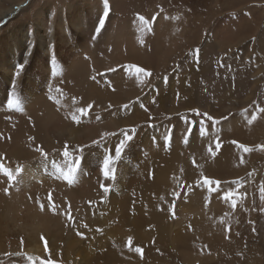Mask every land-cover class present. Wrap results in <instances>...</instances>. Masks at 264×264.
<instances>
[{
    "label": "rangeland",
    "instance_id": "1",
    "mask_svg": "<svg viewBox=\"0 0 264 264\" xmlns=\"http://www.w3.org/2000/svg\"><path fill=\"white\" fill-rule=\"evenodd\" d=\"M23 2L0 19V60L12 74L23 65L0 78V163L13 173L32 165L35 185L2 179L0 215L9 202L15 212L0 226L14 223L15 236L0 235V264H67L72 251L86 264H264V0H0V17ZM125 134L133 139L107 179L103 161ZM65 144L79 159L71 185L53 167L66 169ZM221 224H232L229 239H211ZM31 225L42 253L30 262ZM240 237L225 253L216 246Z\"/></svg>",
    "mask_w": 264,
    "mask_h": 264
},
{
    "label": "bare ground",
    "instance_id": "2",
    "mask_svg": "<svg viewBox=\"0 0 264 264\" xmlns=\"http://www.w3.org/2000/svg\"><path fill=\"white\" fill-rule=\"evenodd\" d=\"M88 1V5L91 3V0H87ZM27 2V1H26ZM22 5H24V2L23 3H20V4H18V6H16L13 10H9L10 12L9 13H7L6 15H3L2 17H0V19L1 20H4V22L5 21H7L8 20V18H14V14L16 15V12L19 10V9H22L21 8V6ZM90 6V5H89ZM67 13L68 12H65V14L67 15ZM62 14H63V12H62ZM59 24H60V21L59 22H57V24H56V28H58L59 27ZM11 28V27H10ZM55 28V29H56ZM22 30V29H21ZM38 34V33H37ZM40 36V35H39ZM38 36V37H39ZM9 40H10V42H16L17 43V41L18 40H14V36L12 35L11 36V38H9ZM35 40H37V39H35ZM20 41V40H19ZM18 41V42H19ZM38 41V40H37ZM35 41H33V43H34ZM41 42H43V38L41 37ZM13 43V44H14ZM39 43V42H38ZM37 43V44H38ZM40 44V43H39ZM41 45V44H40ZM18 46H22V43H19L18 44ZM44 53H46V52H44ZM48 75H50V73H48ZM9 76H15L16 78H17V74L16 73H14V74H12L11 72H10V70H9V68H7L4 64H3V62L0 60V78L1 79H3L4 81H6L7 80V77H9ZM237 78V77H236ZM18 80V79H17ZM6 86V85H5ZM96 87V86H95ZM241 87V86H240ZM231 90V89H230ZM239 90V89H238ZM232 91V90H231ZM238 94V93H237ZM236 94V95H237ZM1 101V100H0ZM140 115V114H139ZM238 121H240V120H238ZM237 121V122H238ZM234 124V123H233ZM79 129V128H78ZM78 129H75V131H73L72 132V135H71V137L72 138H74V139H76V138H79L78 136H81V133H80V130H78ZM241 135V134H240ZM239 135V136H240ZM90 136V135H89ZM238 136V137H239ZM242 136H240V138H241ZM242 139V138H241ZM243 140V139H242ZM241 142V141H240ZM245 141H243V143H244ZM231 147H232V145H231ZM232 149V148H231ZM230 149V150H231ZM230 155V154H229ZM31 166L32 165H27V166H25V168L23 169V172L20 174V178H19V181H17V182H15L14 183V185H18V184H26V185H28L29 186V189H31V187H33L34 185H35V181H34V179L35 178H33L34 177V175L32 174L33 173V166H32V168H31ZM216 166V165H215ZM211 168H214V167H211ZM38 169V168H37ZM37 169H35V172H36V170ZM213 170V169H212ZM215 172V171H214ZM38 173V172H37ZM40 173H41V171H40ZM216 173V172H215ZM36 174V173H35ZM39 175V174H38ZM40 176V175H39ZM38 177V176H37ZM36 177V178H37ZM2 179H5V176H3L2 174H0V186H2ZM121 179L122 178H120V181H119V183L121 182ZM28 183V184H27ZM118 186H120V184L119 185H117V188H119ZM121 186H122V183H121ZM120 186V187H121ZM118 190V189H117ZM202 193H203V191H202ZM196 196H195V201H196V199H203L202 197H201V191L200 192H198L197 191V193L195 194ZM203 196V195H202ZM13 197V194L12 195H10V197H9V199H11ZM9 200H7V202H8ZM29 205H28V201L26 200V207H28ZM247 207H249V206H247ZM9 210H12L13 211V213L15 212V208L14 207H12L11 205H10V202H9V204H7V206L4 208V210H3V212L1 213V218L2 219H4V220H7L8 218H11V217H13V213H12V215L11 216H9V214L7 213V211H9ZM194 210H196V209H194ZM228 214V213H227ZM230 214V213H229ZM250 215H252V214H250ZM250 217V216H249ZM256 217V216H255ZM228 218V217H227ZM251 218H252V216H251ZM209 219V217H206V216H202V217H199V218H197V219H195L193 222H194V226H195V230H196V234L197 235H199V239L201 240L202 239V234L205 232L206 233V231H204L203 232V226L207 223V220ZM224 219H226V217L224 218ZM234 219V218H233ZM232 220V219H231ZM252 220H253V218H252ZM255 222V221H254ZM2 223V226H0V235H3L4 233V236L6 235V237L5 238H9V237H14L15 236V233L13 232V230L11 229V227L14 225V223H10V222H1ZM224 224V223H223ZM229 224V223H228ZM228 224H225L224 226H222V224H221V229L220 230H217V235H216V233H215V235H210V237H211V239H214L215 240V238L216 237H219V235H223L224 234V236L226 237V238H228V236H229V234H230V230H227L226 231V229H227V227L228 226H231V225H228ZM207 225V224H206ZM220 228V227H219ZM224 229V230H223ZM38 230H39V226L38 225H31L30 227H29V230L28 231H25L26 232V234H25V243L26 244H24V247H25V251H23L27 256H30V257H35V256H37V255H39V254H41L42 253V251H40V249H41V243L38 241V236H37V234H38ZM205 230V229H204ZM218 231H220V232H218ZM210 232V231H209ZM213 232H216V231H213ZM234 232V231H233ZM195 233V232H194ZM208 233V232H207ZM220 233H223V234H220ZM186 234H188V233H186ZM207 235V234H206ZM206 235H204V236H206ZM203 236V237H204ZM223 236V237H224ZM1 237V236H0ZM184 237V236H183ZM210 237H209V239H210ZM191 238V237H190ZM3 239V238H2ZM217 239V238H216ZM219 239H220V237H219ZM229 239V238H228ZM242 239H243V237H240V238H235V240H236V242H237V244L236 243H233L232 241V243L233 244H230V243H228L229 241H222L221 240V242H219L218 240H216L217 242V245L216 246H218L219 245V247H218V249L220 250V251H222V252H224V250H227V248H228V246H230V245H238L239 244V242L237 241V240H239V241H242ZM181 240H183V239H181ZM204 240H205V238H204ZM184 241V240H183ZM182 241V242H183ZM210 241H212V240H210ZM208 242V241H207ZM214 242V241H213ZM223 242L224 243H227V244H224L223 245ZM184 243V242H183ZM210 244L211 243H209L208 245L210 246ZM214 244V243H213ZM208 247V246H207ZM211 248H213L212 246H210ZM211 251H214V250H211ZM221 252V253H222ZM72 253L75 255V256H71V253H66L65 255H63L62 256V260H63V262H65V263H67V264H86L85 262H83V258H84V256H83V258L81 257V260H79V257L77 256V253L75 252V251H72ZM214 253V252H213ZM213 253H211V255L213 254ZM219 252H217L216 254H215V256H213V257H215L216 259H220V258H228L226 255L224 256V257H221V256H223L224 255V253H219ZM251 253V252H250ZM252 255V254H251ZM249 256V255H248ZM210 257V256H209ZM212 257V256H211ZM210 257V258H211ZM71 259V260H70ZM212 259V258H211ZM203 263L205 262H207V263H209L210 261H209V259L208 260H206V261H202ZM212 263V262H211ZM210 264V263H209ZM261 264V263H260Z\"/></svg>",
    "mask_w": 264,
    "mask_h": 264
},
{
    "label": "snow or ice",
    "instance_id": "3",
    "mask_svg": "<svg viewBox=\"0 0 264 264\" xmlns=\"http://www.w3.org/2000/svg\"><path fill=\"white\" fill-rule=\"evenodd\" d=\"M107 15H108V11L106 9L105 12H104V17H107ZM139 19L141 20L142 24L147 26V21H145L143 17H139ZM99 23H100V27L97 28V33H99L100 28H102L103 23H104V19L102 18ZM22 68H23V65H18L17 66V75H19V73L22 70ZM136 71L137 72H142L144 76H150L151 75L150 72H148L147 70H145L143 68H139L138 67V68H136ZM8 105H9V108H15L17 111H21L22 110L20 108L19 104L15 100H11L10 99L8 101ZM91 108H92V105L89 104L85 108L77 109V112H79L81 116H86V115H88L89 109H91ZM258 111L259 112H264V109H259ZM194 112L196 113V115H200L198 110H194ZM203 115L209 121H213L215 123L214 118L212 116L208 115L207 113H204ZM71 118H72V120L74 122L79 123V118L76 115H73ZM256 118L257 117L255 115H253L251 117V119L248 121V123L251 124ZM225 119H226V117H225ZM201 129L203 131V121H201ZM130 131L135 132V129H131ZM132 139H133V136L125 134L124 138L120 141V143L118 144V146L115 149V158H113L112 156H108L107 158L104 159L101 171L103 172V175L105 176V178L112 179V180L115 179V175H114L115 169L114 168H110V165L116 163L117 161H119L121 159L122 152L124 151L125 146L128 145L129 142ZM94 143H95V141H94ZM233 143H235V142H233ZM216 147L219 148L220 145L217 143ZM240 147H242L245 152L249 151V149L247 147H244L242 145ZM261 148H264V146H261ZM35 151L39 152L41 157L47 159V153L43 151L42 147L37 146L35 148ZM209 151H210L211 155L215 156V154H216L215 152H211V149H209ZM61 155L65 158L66 169L65 168H61L59 165H53V167L56 170L55 174H57L58 177H62L65 182H67L69 185H71L76 180V173H77L78 168H79V159H77L75 161V163L72 162V160L70 158V152L68 151V145L67 144H65L64 151L61 153ZM22 171H23V167L22 166H18L15 169V173H13V171L11 169L6 168L2 163H0V174H2L3 176L7 177L8 184H9L10 187L16 182L17 177L21 174ZM203 184L204 185L216 184L218 186L219 182L218 181L209 180V179H203ZM101 187L103 188V191H105V192L111 191V189L108 188V187H105L103 185ZM208 190H209V192H211L214 189L209 188ZM261 191H262V193H264V189H261ZM5 192L7 194V189H5ZM232 196H233V192L229 191V192H227L225 194L224 198L228 199L229 197H232ZM48 203L51 206L50 210H54L55 206L53 204L51 194H49ZM232 206H233V208L236 207V199L232 200ZM40 207H41V210H44V205L43 204H40ZM68 219L71 221L72 217L69 215ZM221 222H223V221H221ZM227 230L228 229H226V231ZM77 234L81 235L80 233H77ZM41 239L43 240L44 237H41ZM129 244H131V240H129ZM47 250H48L47 249V242L45 241V251L47 252ZM129 250L132 251L133 249L130 248ZM134 251L136 253H138V254H141V255H142V252H143L142 248H139V247L135 248ZM27 259L30 262L32 261L31 257H27ZM42 264H53V261L51 259H49L46 262H42Z\"/></svg>",
    "mask_w": 264,
    "mask_h": 264
}]
</instances>
